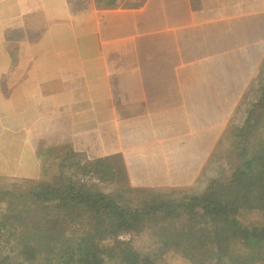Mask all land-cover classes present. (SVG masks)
Segmentation results:
<instances>
[{"label": "crops", "instance_id": "1", "mask_svg": "<svg viewBox=\"0 0 264 264\" xmlns=\"http://www.w3.org/2000/svg\"><path fill=\"white\" fill-rule=\"evenodd\" d=\"M131 2L0 0V179L52 183L71 148L120 155L132 186L196 185L231 98L200 73L262 47L264 0Z\"/></svg>", "mask_w": 264, "mask_h": 264}, {"label": "trees", "instance_id": "2", "mask_svg": "<svg viewBox=\"0 0 264 264\" xmlns=\"http://www.w3.org/2000/svg\"><path fill=\"white\" fill-rule=\"evenodd\" d=\"M120 1L95 3L114 9ZM250 96L233 173L224 183L208 184L202 194L170 198L134 188L120 155L82 163L73 150L55 184L30 192L32 204H25L24 194L0 189V264H156L131 239L120 238L147 230L190 264H222L215 242L223 220L250 248L264 246V223L240 219L244 212L264 216V63Z\"/></svg>", "mask_w": 264, "mask_h": 264}, {"label": "rangeland", "instance_id": "3", "mask_svg": "<svg viewBox=\"0 0 264 264\" xmlns=\"http://www.w3.org/2000/svg\"><path fill=\"white\" fill-rule=\"evenodd\" d=\"M124 1V0H122ZM131 1H142V0H127V4H131ZM253 48H252V47ZM262 49V50H260ZM244 53V52H243ZM264 63V41L262 47H254V44L247 43V52L245 56L232 57L230 58V68L225 69L224 74L220 73H200L199 80L207 79L209 83L213 84H224L228 85L230 89L225 90H214L215 102L217 103V96L220 92L224 94V98L230 93L229 103L227 104L226 99L224 105L220 108H225L224 117H220L221 111L216 106V111L220 114H216V118L219 117V121L224 120L220 125L222 129L220 136L215 139V148L207 164L199 175V179L196 185L191 187H173L172 189H155V188H144L139 186H130L134 188H142L149 193L161 192L165 196L170 198H181L184 195L190 194H202L207 187L213 181L224 183L227 181L234 170V159L233 151H235L237 145L240 143L239 131L242 126L245 125L246 115L245 112L248 110V102L252 96H250V90L258 82L259 73L261 72ZM222 99H219V101ZM218 105V104H216ZM215 111V112H216ZM230 113L229 119L227 114ZM221 119V120H220ZM218 124L217 122L215 123ZM217 133V131H216ZM71 148L66 149L63 158L61 159L59 166L54 173L58 174L60 178L61 164L64 162L67 153ZM75 152V151H74ZM78 153V152H76ZM82 163H88L93 160L86 159L85 155L78 153ZM114 156V155H113ZM109 157V156H106ZM103 158V157H102ZM78 159V160H79ZM98 159V158H96ZM48 170H46L47 173ZM59 178L52 183L55 184ZM45 185V184H44ZM41 186V185H40ZM37 186L34 182H14L8 179H0V189L3 191H12L13 193H21L26 195L25 204L30 205L34 202L32 197H29L30 192ZM110 187L107 191L112 190ZM240 219L245 222H263L264 216L259 212H244L241 214ZM163 220V216L159 217V221ZM216 231V230H214ZM212 234V241L215 240V232ZM218 240L215 245L220 249L223 254L222 264H264V246L261 248H250L246 245L243 235L237 231V229L229 221H219L218 223ZM121 239H131L134 243L135 248L145 256H149L155 259L156 264H190L181 254L175 250H165L159 241L153 236L152 232L147 230L138 235H124Z\"/></svg>", "mask_w": 264, "mask_h": 264}]
</instances>
